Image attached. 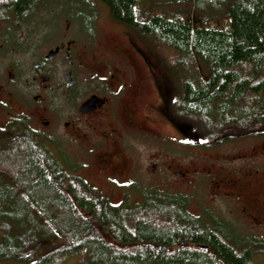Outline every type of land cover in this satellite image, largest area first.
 <instances>
[{"label":"trees","instance_id":"16d2710c","mask_svg":"<svg viewBox=\"0 0 264 264\" xmlns=\"http://www.w3.org/2000/svg\"><path fill=\"white\" fill-rule=\"evenodd\" d=\"M55 1L0 0V21H26ZM79 1L104 4L116 22L180 55L187 72L178 112L200 123L207 142L264 137V0H167L182 10L144 14L146 0ZM12 131L0 130V260L264 264L251 240L223 220L208 225L192 215L184 197L156 193L140 205L114 204L29 132Z\"/></svg>","mask_w":264,"mask_h":264},{"label":"flooded vegetation","instance_id":"af4514ba","mask_svg":"<svg viewBox=\"0 0 264 264\" xmlns=\"http://www.w3.org/2000/svg\"><path fill=\"white\" fill-rule=\"evenodd\" d=\"M5 33H8L6 41L13 39V46L3 44L5 50L1 53H22L31 64L21 81L28 103L18 104L9 90L0 87V122L4 124L0 130H20L33 117L40 135L54 130L72 139L82 152L92 155L90 163L75 167L76 173L87 171L99 183L108 182L123 189L127 184H121L117 176L128 172V157L138 151L132 147L141 140L155 141L160 133L169 138L160 131L161 124L173 125L169 85L160 83L162 80L154 69L136 68L137 61L140 65L145 62L134 44H130V49L137 58L128 64L123 48L117 43L102 46L93 41L90 31H85L83 39L79 38L70 18L65 19V28L59 34L47 31L38 41L29 33H15L17 40L12 36L13 30ZM9 78L12 83L17 81L14 73ZM16 106L21 109H14ZM263 154L264 148L234 160L247 161ZM157 156L151 155L153 161ZM152 163V172H157L159 165ZM167 163L161 169L179 179L207 170L216 197L235 198L243 205L245 216L264 224V173L258 176V172L245 171L238 176L225 171L222 165L219 169L175 170L174 162Z\"/></svg>","mask_w":264,"mask_h":264},{"label":"rangeland","instance_id":"374dc122","mask_svg":"<svg viewBox=\"0 0 264 264\" xmlns=\"http://www.w3.org/2000/svg\"><path fill=\"white\" fill-rule=\"evenodd\" d=\"M146 1L139 8L142 14L147 11L159 13L164 10L177 12L183 8L167 5V0ZM81 3L93 8V14L89 7H85ZM66 18L73 20V26L79 38L83 39L86 36L85 31H90L93 41L102 46L111 42L117 43L123 48V55L128 64L129 60L131 62V59L136 60L137 58L136 53L134 54L130 49V44H134L133 47L138 49V54L142 55L145 62L144 65H140L137 61L136 68L154 69L162 80L160 83L169 85L170 113L173 120V125L164 123L160 126V131L169 135V138L160 133L155 141L141 140L132 147L137 148L138 151L131 153L128 157V172L117 176V180L121 184H127L123 189L108 182L101 184L94 174L87 171L82 173L83 175H78L101 189L114 204H120L125 200L130 207L140 205L144 196L156 193L184 197L188 200V211L192 215L204 218L208 225L212 224L213 219L223 220L240 238L251 240L256 245L252 248L255 252L256 262L264 263V224H257L245 216L243 205L235 198L229 196L216 197V191L214 192V188L209 183L207 170L204 174H191L186 179H179L161 169L168 165L167 161L171 160L174 162L175 170L186 167L200 170L209 167L219 169V166L222 165L225 171L232 174L235 172L238 176H241L245 171L253 174L258 172V176H262L264 173V154L247 161L234 160L238 156L246 158L255 150H262L264 137H247L222 143L207 142L199 122L179 115L178 105L183 94L182 83L186 79L187 71L182 68L181 57L174 50L163 47L153 37L146 36L138 30L116 22L111 17L108 8L100 2L56 0L50 2L48 7L39 6L34 9L26 21L14 20L10 22L13 25L0 21V87L9 90L18 104L19 102L25 104L29 102L28 98L23 95L21 81L23 76L27 75L31 62L24 58L22 53H1L5 50L2 48L3 44L13 46V40L6 41L5 39L8 37V33H5L6 30H13L14 35L12 36L15 38L18 36L17 34L29 33L34 41H38L43 38L47 31L59 34L65 28ZM10 73L16 75V82L10 81ZM262 76L264 77V72ZM14 109L19 111L21 108L16 106ZM3 125L0 122V127ZM13 132H17V135H20L18 133L29 132L39 148L52 153L60 162L65 159L71 167L92 161V155L79 150L72 139L62 137L54 130H47L40 135L33 117L25 121V126L22 129H14ZM154 153H157L158 156L153 161L151 155ZM220 155H223L221 157L222 162L221 160L215 161V159L220 158ZM152 162L159 165L157 172H152ZM122 195L125 198L122 199ZM41 250L42 254L46 252V248ZM77 261L68 260L65 264H77ZM0 264L19 263L0 260Z\"/></svg>","mask_w":264,"mask_h":264},{"label":"water","instance_id":"95a60500","mask_svg":"<svg viewBox=\"0 0 264 264\" xmlns=\"http://www.w3.org/2000/svg\"><path fill=\"white\" fill-rule=\"evenodd\" d=\"M10 77H11V78H14V76H13V75H10Z\"/></svg>","mask_w":264,"mask_h":264}]
</instances>
